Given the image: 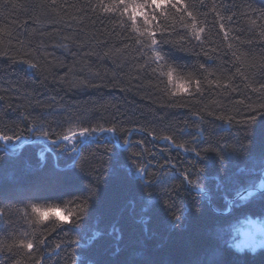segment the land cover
I'll list each match as a JSON object with an SVG mask.
<instances>
[{
    "label": "trees",
    "instance_id": "trees-1",
    "mask_svg": "<svg viewBox=\"0 0 264 264\" xmlns=\"http://www.w3.org/2000/svg\"><path fill=\"white\" fill-rule=\"evenodd\" d=\"M216 3L231 9L218 7L221 16L236 15L218 20L208 10L212 0H205L206 18L198 17L202 35L209 38L203 49L195 39L177 43L175 32L163 39L157 33L161 42L151 45L163 57L161 65L200 79L205 89L202 95L172 97L166 77L141 67L147 56L137 54V40L147 38L122 28L118 16L93 13L89 0L55 5L0 0V29L11 32H0V134L13 137L0 140V207H6L0 238L11 243L22 232L31 233L19 210L37 202L33 197L63 207L91 189L93 199L79 229L53 230L50 221L37 231L46 239L34 251L45 264H264V247L237 249L234 242L240 222L264 224V188L256 190L264 183V94L253 91L264 73L252 67L264 55L258 27L264 21L252 9H264V0ZM168 11L169 23L183 35V14ZM184 22L190 23L186 17ZM218 23L229 30L228 39ZM248 40L255 42L241 43ZM144 52L151 55L148 48ZM237 67L248 79L234 75ZM32 116L46 117L57 132L70 116H83L84 126L116 127L120 140L93 133L87 147L78 144L82 151L73 154L63 150V142L51 143L55 135L41 136ZM166 135L173 142L163 139ZM138 165L146 166V180L135 171ZM174 216L180 217L178 224ZM13 251L22 264H34L23 250ZM0 257V264H13L11 253Z\"/></svg>",
    "mask_w": 264,
    "mask_h": 264
},
{
    "label": "snow or ice",
    "instance_id": "snow-or-ice-1",
    "mask_svg": "<svg viewBox=\"0 0 264 264\" xmlns=\"http://www.w3.org/2000/svg\"><path fill=\"white\" fill-rule=\"evenodd\" d=\"M57 0H42V3L46 5H55ZM90 10L93 13H96L99 10L100 14H105L107 16L112 17L114 20L118 16L120 19L118 23L120 26L127 27L133 32H136L141 37H146V41L137 40V44L140 45L138 55L147 56V60L144 64L141 65L142 68H149L150 71L156 75L159 73V76L166 77V90L169 95L175 97L180 94H188L189 96H194L197 93L203 94L205 91L202 86V82L200 79H193L190 75L180 76L177 72L176 68H173L169 65H161L159 63L160 60L163 59L158 51H155L151 48V45H157L161 42V40L157 39V33L160 34L161 39L165 36V34H171L173 32L179 36V40L176 41L181 45L189 39H195L198 41L203 49V46L209 42V38L206 35H202L205 33V27H198L199 21L198 17L205 16L207 13L203 12L202 9L207 8L208 5L205 4V0H97L95 5H91L90 0L88 4ZM218 7H223L225 11L231 12V9L227 8L226 5H218L216 0H212V6L208 9L211 13L218 18V20L227 19L231 21L233 15L236 13H232L227 17L221 16L220 12L217 11ZM169 9L174 10L177 14L182 13L180 16V22L182 27L187 29L183 35H180L179 32L176 31L174 24L169 23ZM252 11H256L259 13V19L264 21V9H252ZM242 16H247V13L241 12L239 13ZM185 17L190 23H186ZM163 18L165 23L161 24L160 19ZM174 19V17H173ZM250 19V23L252 26L256 27L257 22L255 19ZM219 30L223 32L224 39H228L229 30L225 29V25L223 23H218ZM260 28V43L264 44V24L258 26ZM251 31V29H249ZM0 32H5L6 35H11V32H8L6 29H0ZM236 40H240L239 36L234 37ZM3 42V39L0 38V43ZM255 41H241V43L252 44ZM63 46V45H62ZM125 48L128 45H124ZM229 48L232 47L231 44L228 45ZM144 48H148V53L144 52ZM212 52H215L216 49H211ZM206 56H210L208 51L204 53ZM232 55L235 57L236 61L241 60L240 56H236V53L233 52ZM27 63L32 68H37V64L31 62L30 60L22 61ZM152 64H155V67H151ZM253 68H258L261 73H264V55L260 57L256 63L252 65ZM200 69H203L205 72L207 68L204 64L199 65ZM234 75H240L244 77V79H248L245 76L244 72L241 71L239 67L236 68V72ZM157 76V79H159ZM229 81L233 79V77L228 78ZM211 83H218L216 81H209ZM168 86H171L169 88ZM219 86V85H218ZM230 85H226L225 87H229ZM250 86V85H249ZM232 90H235L234 88ZM254 92H259L264 94V82L259 84V87L253 89ZM3 96H0V100H3ZM261 107H264L262 105ZM201 120L203 119L199 113H194ZM219 119H224V117H218ZM25 119H28L26 116ZM254 120L255 117H252ZM30 123L34 126H37V131L44 138H50V136L55 135L56 139H52L51 143L53 145L59 146L60 142H63V150L77 154L82 151L81 148H78V144H83L87 147L88 140L93 133H109L113 134L114 139L118 142L120 140L119 136H115L117 132L116 127H104L97 123L96 125L89 124L88 126H84V117L83 116H70L67 121L63 124H58L57 127L60 128V131H56L51 128L50 122L46 117L41 116H32ZM49 124V128L47 130L44 129L43 125ZM13 137L8 136L7 134H0V140L10 142ZM19 139V137H16ZM163 139L173 142V137L171 135H166ZM198 139V136L193 137V140ZM125 144L128 143L127 140L124 141ZM178 147H184L183 144L177 145ZM195 151V149H191ZM199 152H196V155L199 156ZM75 163L73 164V168L75 167ZM135 171L140 175L141 179H147L146 166H136ZM184 179L191 184L192 182L188 180L187 174L184 175ZM193 187L199 188V185H193ZM87 195L83 198H80L78 202L76 200H69L63 204L61 207L58 204L51 203H40L38 202L41 197L36 196L33 197L37 202L29 203L25 206V208L20 209L21 215L24 217L25 222L28 227L32 229L31 233L28 231H24L20 234L19 237H12V242H8V238H0V252L11 253L13 256V264H22L21 259L15 258L17 256V252H14L13 249L23 250V255L28 259H34V264H45V258L43 256L36 257V251L39 250L40 246L44 245L46 237L43 236V232L41 231L40 237L36 235L37 231H40L41 226L49 224L52 222L55 227H62L65 225H71L72 229H79L81 226V222L84 220L87 215L89 208V201L93 199V190L87 189ZM169 189H165V194H168ZM171 199V197H169ZM158 199V197H157ZM6 214V207H0V218H2ZM174 220L176 224L180 222L179 216H174ZM33 225L36 227L33 228ZM175 226V224H174ZM93 234V238H95ZM73 243L79 244V241H73ZM56 249L61 247L60 244H56ZM36 250V251H34ZM51 259V254L48 256ZM3 259V257H0Z\"/></svg>",
    "mask_w": 264,
    "mask_h": 264
},
{
    "label": "rangeland",
    "instance_id": "rangeland-1",
    "mask_svg": "<svg viewBox=\"0 0 264 264\" xmlns=\"http://www.w3.org/2000/svg\"><path fill=\"white\" fill-rule=\"evenodd\" d=\"M260 186L263 187L264 183H261ZM260 186L259 188H261ZM259 222L260 221H256L255 223H259ZM248 229L252 230V234L254 235L253 238H252V235L251 237H246L245 234ZM234 232L236 235L234 242L236 244L239 242L242 243L240 246L241 249L247 248V249L255 251V250H258L259 248L264 247V230L257 231V228L254 227L251 221L246 220L244 222L243 221L240 222L239 225L234 227ZM244 239L249 241L247 245L243 244Z\"/></svg>",
    "mask_w": 264,
    "mask_h": 264
},
{
    "label": "water",
    "instance_id": "water-1",
    "mask_svg": "<svg viewBox=\"0 0 264 264\" xmlns=\"http://www.w3.org/2000/svg\"><path fill=\"white\" fill-rule=\"evenodd\" d=\"M263 176H264V174H263ZM263 188H264V186L261 187V188H257L256 190L259 191V190H262ZM246 192H247V190H245V191L239 193L238 196H242V195H244ZM251 222H252V223H255L256 221L252 220ZM245 235H246V237H251V231H250V230H247V232H246ZM252 238H253V236H252ZM248 243H249V241H247L246 239H244L243 244H244V245H247ZM241 244H242V243H240V242L237 243V244H236V248L239 249L240 246H241Z\"/></svg>",
    "mask_w": 264,
    "mask_h": 264
},
{
    "label": "flooded vegetation",
    "instance_id": "flooded-vegetation-1",
    "mask_svg": "<svg viewBox=\"0 0 264 264\" xmlns=\"http://www.w3.org/2000/svg\"><path fill=\"white\" fill-rule=\"evenodd\" d=\"M252 223V222H251ZM254 227L257 228V231H260V230H264V224L262 222H259V223H253ZM251 231V235L254 236L252 234V230L251 229H248Z\"/></svg>",
    "mask_w": 264,
    "mask_h": 264
}]
</instances>
